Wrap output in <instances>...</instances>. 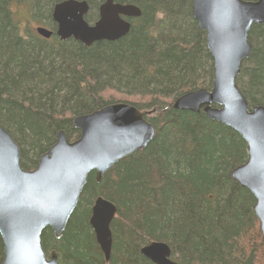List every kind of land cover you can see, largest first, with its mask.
I'll return each instance as SVG.
<instances>
[{"label":"trees","instance_id":"1","mask_svg":"<svg viewBox=\"0 0 264 264\" xmlns=\"http://www.w3.org/2000/svg\"><path fill=\"white\" fill-rule=\"evenodd\" d=\"M63 1L0 0V125L19 148L21 168L33 171L60 131L76 141L74 118L118 103L150 113L144 120L155 135L100 183L89 174L60 239L42 233L45 255L55 251L58 264H104L88 224L100 197L117 210L108 264H151L140 251L154 242L166 244L178 264H264L255 200L230 176L247 161L245 142L203 112L172 109L213 81L190 0H114L136 6L140 18L126 37L89 48L32 30L21 35L12 8L26 7L35 25L53 30L52 6ZM75 1L88 4L85 20L93 22L104 0ZM248 41L236 86L250 109L264 108V26L252 27ZM2 258L0 239V264Z\"/></svg>","mask_w":264,"mask_h":264},{"label":"water","instance_id":"2","mask_svg":"<svg viewBox=\"0 0 264 264\" xmlns=\"http://www.w3.org/2000/svg\"><path fill=\"white\" fill-rule=\"evenodd\" d=\"M191 16L206 34V47L213 60V81L209 91L187 93L172 109L193 114L203 112L207 119L236 132L247 146V161L230 176L254 198L253 213L264 244V108L250 109L236 87V78L251 54L248 34L252 26L264 25V0H190ZM86 2L67 0L53 7L51 20L59 41L72 39L84 47L98 42H116L130 31V19L141 16L138 8L105 0L92 25L85 21ZM48 40L53 32L38 28ZM141 113L126 104L107 106L90 115L74 118L79 138L70 143L64 132L39 158L33 171L20 167V152L0 125V239L1 264H58L52 251L46 257L42 233L50 230L60 239L76 210L90 173L96 183L115 165L129 159L153 140L154 128ZM115 206L97 198L88 221L104 264L112 248L111 223ZM151 264H178L164 243H150L140 251Z\"/></svg>","mask_w":264,"mask_h":264},{"label":"rangeland","instance_id":"3","mask_svg":"<svg viewBox=\"0 0 264 264\" xmlns=\"http://www.w3.org/2000/svg\"><path fill=\"white\" fill-rule=\"evenodd\" d=\"M26 9L27 8L24 6H21L20 8L17 6L12 8L14 12V17L18 25L21 26V35L23 37L25 35V32H28V30H32L33 32V29L37 27V25H35L36 23L33 22L34 18H32V16L30 17L28 12L26 13Z\"/></svg>","mask_w":264,"mask_h":264},{"label":"flooded vegetation","instance_id":"4","mask_svg":"<svg viewBox=\"0 0 264 264\" xmlns=\"http://www.w3.org/2000/svg\"><path fill=\"white\" fill-rule=\"evenodd\" d=\"M255 1H257V0H255ZM255 1H251V2H255ZM101 4H102V3H101ZM101 4H99V6H100ZM99 6H98L97 9H96V14H98V13H97V10H98ZM52 7H53V6H52ZM50 14H52V10H51ZM88 14H90V7H89ZM128 22H129L130 25H131V20H129ZM54 27H55V25H54ZM49 30L55 32L56 27H55L53 30H52L51 28H49Z\"/></svg>","mask_w":264,"mask_h":264},{"label":"bare ground","instance_id":"5","mask_svg":"<svg viewBox=\"0 0 264 264\" xmlns=\"http://www.w3.org/2000/svg\"><path fill=\"white\" fill-rule=\"evenodd\" d=\"M63 2H65V1H63Z\"/></svg>","mask_w":264,"mask_h":264}]
</instances>
